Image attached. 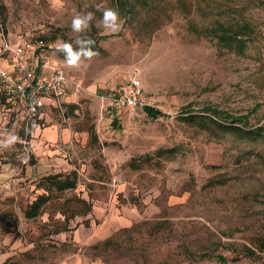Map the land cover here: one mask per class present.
Wrapping results in <instances>:
<instances>
[{"label":"rangeland","instance_id":"1","mask_svg":"<svg viewBox=\"0 0 264 264\" xmlns=\"http://www.w3.org/2000/svg\"><path fill=\"white\" fill-rule=\"evenodd\" d=\"M132 5L124 14L116 0H0V38L43 40L46 56L82 84L72 94L79 115H57L77 142L59 150L79 169L80 186L55 192L36 219L25 217L46 193L36 188L40 177L32 181L34 130L18 134L0 106V141L17 137L0 147V176L21 170L0 184V264H264V135L222 127L233 124L224 114L248 116L240 127H264V0ZM108 7L120 13L118 32L100 23ZM88 12L90 30L74 32L73 18ZM222 26L242 32L243 53L220 43ZM77 36L94 40L96 55L70 67L60 48L78 49ZM133 76L161 117L104 107L102 95ZM92 125L101 144L86 142Z\"/></svg>","mask_w":264,"mask_h":264},{"label":"built area","instance_id":"2","mask_svg":"<svg viewBox=\"0 0 264 264\" xmlns=\"http://www.w3.org/2000/svg\"><path fill=\"white\" fill-rule=\"evenodd\" d=\"M1 37L0 92L10 103L21 107L29 119L39 115L48 98L59 101L80 91L82 84L70 78L65 67L46 56L43 40L21 38L12 42L4 31ZM4 58L11 59V69L1 63ZM101 98L104 105L110 107L129 110L155 107L138 76L125 79Z\"/></svg>","mask_w":264,"mask_h":264},{"label":"crops","instance_id":"3","mask_svg":"<svg viewBox=\"0 0 264 264\" xmlns=\"http://www.w3.org/2000/svg\"><path fill=\"white\" fill-rule=\"evenodd\" d=\"M0 50L3 44L2 38H0ZM13 42V41H12ZM3 64L7 68H12V62L10 58H4ZM115 90V89H114ZM113 91V90H112ZM74 94V93H73ZM75 98L73 96H69L65 99L56 101L52 99H47L46 106L41 110L39 115L35 116L32 119H29L27 115L22 111V108L19 106H15L14 104L10 103V101L6 98V96L0 92V106L3 108V111L8 113L9 117L7 120V125L10 126L13 130L17 129L19 131L18 134H24L25 130H29L32 128L33 131V139L32 142L36 144L37 150L35 149V154L37 155L38 160V175L43 173L42 176H35L32 181H37L36 188L44 186V190L46 193L39 194L31 203L28 205L27 209L25 210V217L30 219L26 216V211L28 208L38 199L39 196L45 195L49 196L50 199L47 204L43 207L42 212L36 218L42 216L45 212L46 206L51 201L53 195L56 193H64L71 190H76L80 186V171L79 169L70 163L69 161L65 160L63 156H61V151L59 150V146L66 145L71 143V145L76 144V139L73 138L72 141V131L69 127H61L59 123L58 116L66 117L68 116V120L71 121L72 117L71 114L79 115V109L75 103ZM104 107L108 109H121V110H128L120 107H110L104 105ZM58 115V116H57ZM57 118V119H56ZM11 129V130H12ZM96 137V138H95ZM87 144H101V140L99 139L97 130L95 126H90V136L87 137L86 140ZM37 151V152H36ZM45 151V154L42 157H39L40 153ZM32 174L35 168L32 167ZM20 168L14 166L13 168H6L4 173L0 176V184L6 185L5 178L16 177L19 174ZM30 167H27L28 176H31ZM34 175H36L34 173ZM55 176H58L60 180L70 178L71 181L76 182L75 187L68 188L65 190H59V187L56 183ZM11 181V180H10ZM13 181V180H12ZM99 182V181H98ZM103 183V182H102ZM35 188V186H34ZM21 189V188H20ZM12 190V189H11ZM3 191V188H0V195ZM10 193V192H9ZM11 194V193H10ZM82 201L91 206V209L88 211L86 208V212L89 213L93 209V205L90 202L89 198H83ZM97 207L96 205L94 206ZM8 215V214H6ZM89 215H87V218ZM32 218V219H36Z\"/></svg>","mask_w":264,"mask_h":264},{"label":"trees","instance_id":"4","mask_svg":"<svg viewBox=\"0 0 264 264\" xmlns=\"http://www.w3.org/2000/svg\"><path fill=\"white\" fill-rule=\"evenodd\" d=\"M116 2L118 3V5L120 6L121 10L123 11L124 14H127L128 12H130L131 8H132V0H116ZM221 34L217 33L218 38L220 43H225L226 44V48H228L230 51H236V49H240V52L243 53L245 50V46H246V42L245 40H243L242 32H236V33H229V31L226 30V27L222 26L220 28ZM206 36L207 33L209 32H205ZM259 109V107L255 108L254 110H252L251 114L256 112ZM146 114L152 118V119H157L159 117H161L162 113L159 110H156L152 107H145L144 108ZM208 111H211L209 109H207ZM214 112V111H213ZM214 113H219L217 111H215ZM192 117H189L188 120H195L196 122H199L201 124H204V120H202V118L199 119V117L193 116V115H189ZM224 117L226 118H231L232 119V125L228 126L225 124H222L223 128L224 126H227L226 129L232 130L237 132L239 135L244 136V137H248V138H258V137H262L264 135V127L260 126V127H250L248 126V123L246 122L245 124H243L242 127L237 126V124H241L244 123V120H247L248 116L244 117H236L233 116L231 114H224ZM214 121V120H213ZM215 123H217L216 121H214ZM118 124L117 120H114V125ZM96 138V137H95ZM56 179V183L59 187V190H65L68 188H72L75 187L76 182L71 181L70 178H66V179H62L60 180L58 178V176L54 177ZM221 181L219 180H214L211 183H215V184H219ZM225 182V181H224ZM50 197L49 196H45V195H41L38 197V199L28 208V210L26 211V216L30 219L32 218H36L37 216L40 215V213L42 212L43 207L47 204V202L49 201ZM86 204V202H85ZM86 208L89 211L91 209V206H88L86 204ZM260 248L262 251H264V240L261 241L260 243ZM217 259L221 262H226V259L223 256H216Z\"/></svg>","mask_w":264,"mask_h":264},{"label":"clouds","instance_id":"5","mask_svg":"<svg viewBox=\"0 0 264 264\" xmlns=\"http://www.w3.org/2000/svg\"><path fill=\"white\" fill-rule=\"evenodd\" d=\"M97 10H100V6L97 5ZM94 19V13L88 12L84 15H76L72 20V30L76 33H82L90 30L91 21ZM102 26L110 30L111 32H118L121 28L120 13L115 8H104L102 20L100 21ZM95 41L90 37L77 36L75 44L78 49H74L72 43H63L60 51L65 54L66 62L70 67H78L81 58L91 59L96 53L93 51L92 46ZM17 140L15 135L8 136L6 139L0 141V147H9L13 145Z\"/></svg>","mask_w":264,"mask_h":264}]
</instances>
